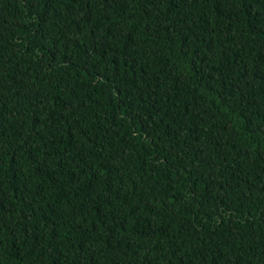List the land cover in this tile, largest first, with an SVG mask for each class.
I'll return each instance as SVG.
<instances>
[{"label":"trees","instance_id":"obj_1","mask_svg":"<svg viewBox=\"0 0 264 264\" xmlns=\"http://www.w3.org/2000/svg\"><path fill=\"white\" fill-rule=\"evenodd\" d=\"M0 264H264V0H0Z\"/></svg>","mask_w":264,"mask_h":264}]
</instances>
